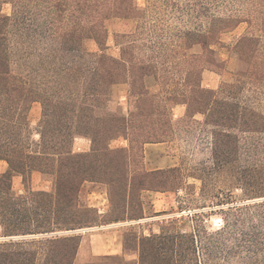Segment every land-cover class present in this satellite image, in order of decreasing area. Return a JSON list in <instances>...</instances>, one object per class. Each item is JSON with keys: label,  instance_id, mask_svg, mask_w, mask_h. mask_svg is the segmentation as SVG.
Listing matches in <instances>:
<instances>
[{"label": "trees", "instance_id": "16d2710c", "mask_svg": "<svg viewBox=\"0 0 264 264\" xmlns=\"http://www.w3.org/2000/svg\"><path fill=\"white\" fill-rule=\"evenodd\" d=\"M5 4L12 6L10 14L3 12ZM142 12L136 0H0V160L8 165L0 173V227L1 236L10 237L0 241V264H75L82 236L60 233L102 223L96 208L81 203L83 185L106 183L112 193L117 154L127 170V148H111V141L123 137L140 146L161 141L155 127L133 125L132 117L145 110L135 113L131 109L126 115L109 109L113 87L121 83L130 85L131 103L137 96L157 109L149 86L151 70H158L154 63L136 59L134 53L119 58L106 52L109 21L142 17ZM262 20L264 23V16ZM217 21L219 28L212 36L234 29L238 22L216 19L215 26ZM209 37L199 35L202 55L211 64L223 63L207 44ZM89 39L97 42L100 51L87 49ZM259 41L260 37L247 35L238 40L233 50L239 63L247 53V44L258 45ZM133 47L130 42L126 48ZM243 69L238 74L245 73ZM215 94V89L201 83L186 89L182 95L188 115L197 111L210 115ZM35 102L42 104L36 129L39 139L34 138L30 117ZM221 114L224 121L230 117ZM255 116L264 118L252 113V118ZM249 128L264 132V128ZM220 133L231 135L227 128ZM78 137L91 140L90 151L75 152ZM218 151L216 156L232 155L228 148ZM34 171L53 178L50 191L31 187ZM164 172L155 169L148 175L157 178ZM16 175L22 177V194L14 189ZM243 181V201L230 197L219 203L228 204L221 209V227L210 229L199 223L191 231L169 227L141 237L133 249L123 234L125 252L138 254L135 262L113 255L98 256L85 264H110L111 259L114 264H264V177ZM152 183L148 186L127 176L120 190L124 195L140 189L175 190L183 181L157 178ZM120 257L122 261L117 262Z\"/></svg>", "mask_w": 264, "mask_h": 264}, {"label": "rangeland", "instance_id": "374dc122", "mask_svg": "<svg viewBox=\"0 0 264 264\" xmlns=\"http://www.w3.org/2000/svg\"><path fill=\"white\" fill-rule=\"evenodd\" d=\"M136 2L143 9L142 17L109 21L106 52L119 58L134 53L136 59L154 63L158 70L150 69L153 77L149 86L158 103L157 109L150 107V101H139L137 96L132 97L131 103L128 83L113 87L109 109L126 115L131 109L135 113L145 110L139 117H132L133 125L155 127L161 141L143 146L131 145L123 137L111 141V148H127V170L122 165V157L117 154L113 159L116 164L113 175L117 178L115 190L110 193L106 183L87 182L80 193L82 204L97 210L104 208V213L98 212V220L117 223L114 230L121 233L122 238L125 235L130 249L136 247L141 237L166 231L169 227L175 231L194 230L198 223L210 229L221 227V209L228 207V204L220 205L221 200L232 197L243 201L246 197L243 180L247 177L257 181L264 177V132L248 131L250 126L264 128V118H252V113L264 115V0ZM11 10L10 4L3 6L4 13L10 14ZM229 18L238 20L236 27L212 36L219 28V22L215 26L214 21ZM127 34L131 37H124ZM200 34L210 36L207 44L224 60L223 63L207 62V56L202 55L204 47L198 43ZM246 35L260 37V41L258 45L247 44V53L239 63L233 49ZM130 42L134 47L129 50L126 47ZM86 47L90 51H100L94 39L87 40ZM240 68H244L242 75L238 74ZM213 77L217 87L215 97L210 100L213 104L211 114L197 111L188 115L182 93L200 83L210 88L207 84ZM221 112L230 117L222 120ZM41 115L42 104L35 102L30 117L36 139H39L36 129ZM223 128L231 133L230 137L220 133ZM91 144L89 138L78 137L74 150L90 151ZM223 148L232 150V155L216 156L215 150L220 153ZM7 166L0 160V173ZM155 169L165 171L157 174L158 179L166 178L169 182L179 179L183 184L175 190L140 189L129 195L121 192L120 185L127 176L142 180L148 186L155 184L152 181L157 178L148 175ZM37 176L32 178L31 187L50 191L53 178L48 174ZM14 189L19 194L25 192L22 177L14 178ZM138 215L144 217L128 218ZM84 231L85 228H80L60 235L76 233L84 236ZM1 235L0 227V241L10 238ZM116 261L121 262L122 257ZM108 262L114 264L115 260Z\"/></svg>", "mask_w": 264, "mask_h": 264}, {"label": "crops", "instance_id": "0c3cea01", "mask_svg": "<svg viewBox=\"0 0 264 264\" xmlns=\"http://www.w3.org/2000/svg\"><path fill=\"white\" fill-rule=\"evenodd\" d=\"M211 80L212 82L208 83L207 85L208 87L215 89L217 87L216 79H214L213 77L211 78ZM34 175H39L37 177L40 178L41 175L44 174L39 171H34L32 174V178L34 177ZM15 177H21V176L16 175ZM103 209L104 208H99L98 212L104 213ZM109 223L98 224L97 226L99 227L96 228L93 227L85 228L84 236L82 235L81 242L77 251L75 264H85L91 262L98 256L120 255L125 257V259L129 262H135L138 259V255L129 254L125 252V247L121 233L119 235L117 230H114L117 223L114 224H109ZM105 224H109V225H105Z\"/></svg>", "mask_w": 264, "mask_h": 264}, {"label": "water", "instance_id": "95a60500", "mask_svg": "<svg viewBox=\"0 0 264 264\" xmlns=\"http://www.w3.org/2000/svg\"><path fill=\"white\" fill-rule=\"evenodd\" d=\"M53 235V234H52Z\"/></svg>", "mask_w": 264, "mask_h": 264}]
</instances>
